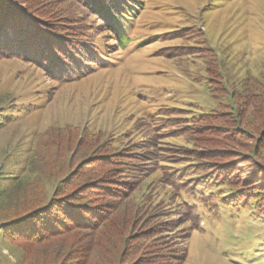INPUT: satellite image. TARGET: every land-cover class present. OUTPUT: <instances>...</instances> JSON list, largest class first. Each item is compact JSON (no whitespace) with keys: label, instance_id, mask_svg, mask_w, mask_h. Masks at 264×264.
Returning a JSON list of instances; mask_svg holds the SVG:
<instances>
[{"label":"rangeland","instance_id":"obj_1","mask_svg":"<svg viewBox=\"0 0 264 264\" xmlns=\"http://www.w3.org/2000/svg\"><path fill=\"white\" fill-rule=\"evenodd\" d=\"M32 1L40 16L54 21V16L47 14L48 0ZM134 2L130 4L137 5L135 11L127 17L130 30L126 28L124 33L128 42L123 46L104 31L95 15L85 13L70 0H55V6L52 3L56 11L64 6L76 7L77 15L84 12L80 21H86L94 35L97 62L84 64L82 67L90 70L72 82L53 79V63L43 67L22 56L0 58V112L9 115L0 122V230L17 214L53 197L62 182L65 187L60 194L88 186L100 189L118 179L130 182L114 165L94 163L96 156L119 150L158 148L165 156L167 162L160 172L153 170L152 164L145 176L135 173L131 197L119 202L120 209L127 205L156 218L150 226L125 228L124 238L128 236L124 247L112 260L106 256L102 260L100 249L85 245L98 232L75 231L39 245H24L0 231V264H65L74 260L71 254L75 250L86 252L89 258L84 264H264L261 216L236 200L229 201L234 206L225 205V189L213 190L204 181L201 190L190 186L191 190L185 191L189 186L186 181L168 185V174L181 167L173 165V149L183 145L193 151L199 146L181 137H169L176 126L175 119H170L172 110L223 112L221 104L234 97L225 93L212 97L209 93L203 80L210 77L205 69L212 67L209 64L214 58L227 71L230 86H238V91L248 90L252 84L254 89H264V0ZM184 46H192L189 55L178 52ZM212 78L218 87L219 81ZM250 113V109L245 110L244 123ZM212 124H221V132L231 130L226 124ZM244 127L246 131L258 128L255 124ZM163 128L170 133H164ZM254 143L246 144L251 147ZM236 152L240 153L239 149ZM260 156L264 160V151ZM242 164L241 170L249 164L254 167L251 162ZM247 176L241 175L240 181ZM71 181L74 183L66 186ZM190 191L198 197H187L185 193ZM160 236L163 240L154 239Z\"/></svg>","mask_w":264,"mask_h":264},{"label":"trees","instance_id":"obj_2","mask_svg":"<svg viewBox=\"0 0 264 264\" xmlns=\"http://www.w3.org/2000/svg\"><path fill=\"white\" fill-rule=\"evenodd\" d=\"M70 1L71 4L77 5L92 17L95 15L98 21H101V27L104 28V31L117 37L119 45L123 46L128 42L124 33L130 30L131 25L127 17H132V11H135L134 7L137 5L132 6L130 4L135 3V0ZM33 3L32 0L30 2H26V0H0V58L22 56L41 64L43 67H48L49 64L53 63L50 72L56 70L55 75H53V79L56 81L72 82V80L80 78L85 71L90 70L86 66H82L95 64L98 55L97 48L92 41L94 35L88 31L89 25L86 21H80L82 20L81 16L86 14L83 12V15L80 13L77 15L76 7L66 9L64 6H60L62 12L58 13L60 10L56 11L53 8L55 0H48L45 4L49 10L47 14L50 15V18L54 16V21H50L47 19L48 17L44 18L39 15V11H36L37 7H32ZM66 10L70 11L69 14L66 13ZM191 49L192 46H184V50L178 49V52L182 56H186L189 55ZM55 63L60 65H55ZM217 63H219L217 58H214V62L209 64L212 67L205 69L210 77L206 75L203 81H205L212 97H219L223 93L234 97L233 99L229 97V100H226L227 103L221 104L219 109H223V112L213 109L189 114L186 110H172L170 119H175L176 126L169 137L184 138L185 142L192 141L195 146L199 145L198 147L201 149L198 147L193 149V151L196 150V154L192 149L185 150L186 147L183 145H181L183 147L178 146V148L173 149L174 153L171 155L173 156V163H175L173 165H181V167L175 174H168V185L177 182L178 185H182V182L186 181L189 186H185V191L190 186L194 190H201L204 181L213 190L225 189L222 194L224 196L222 199H225L223 201H227L225 205L234 206L229 201L236 200L250 212L264 219V160L260 159L262 157L260 154L264 151V89L259 87L254 89L256 85L252 84L248 90L245 89L244 91V87L243 92L238 91V86H230L231 81L228 79L227 71L222 69L221 64ZM217 65L220 66L219 70H216ZM212 77L219 81L218 87L214 84ZM246 109H250L251 113L250 119H246L244 123L242 117ZM8 117V113L0 112V122L7 120ZM212 123L229 125L231 130L230 132L227 130L221 132L220 130L223 129L221 124L219 127L218 124ZM253 124L258 126L256 130L254 128L248 131L244 130V126L252 127ZM165 129L164 133H170ZM218 133H220L218 138L210 139V136ZM249 141H255L253 146H247L246 143ZM109 143L111 144V140ZM157 149L151 151L146 149L144 152L119 150L96 156L93 159L96 166H102L100 163L112 164L117 171L120 170L132 182L118 179L116 182L102 185L101 188L103 189H98V186H88L84 190L79 188L78 191L60 194V189L65 187L62 182L61 186L54 191L53 197L39 202L35 207L24 210L3 224L0 230L1 235L19 244L39 245L75 231H90L92 234L98 232V236H94L93 240H89L85 245L100 249L99 257L102 260L104 256H106L105 259L111 258L112 260L120 254V250L124 247L125 239L128 236L124 238L125 228L129 225L132 227L136 225L135 227L139 228L150 226L156 218L153 214L136 210L135 207L126 205L120 209L119 202L131 197L134 191L133 179L137 178L134 176L135 173L139 176H145V171L152 164L151 167H154L153 170L157 173L163 170V163L167 161ZM238 149L240 153L236 152ZM244 161L253 163L254 167L249 164L247 169L245 166V169L241 170ZM86 165L88 164L85 163L84 166ZM169 165L174 167L171 163ZM84 166H81L79 170ZM171 169L176 170L177 168ZM184 170H190V174H183ZM244 174L249 175L246 177L247 180L240 181V176ZM162 177L165 178L166 176L163 174ZM190 181H192L191 184ZM72 183L74 182L71 181L66 186ZM127 191L129 192L126 193ZM185 195L187 197L194 196L195 199L198 197V193L191 191L186 192ZM92 199L93 201H91ZM199 201L202 202V200ZM183 204H187V202ZM179 206L184 211V205L180 204ZM108 224L109 226L105 228ZM154 239L161 241L163 236ZM156 241L152 245V247L155 245L154 249L158 245ZM73 253L71 257L74 260L65 264H84L85 259L89 258L85 254L86 252L82 253L75 250ZM171 258L176 261L174 256ZM156 262L152 263L156 264ZM110 263L109 261L104 264ZM90 264H94L93 261Z\"/></svg>","mask_w":264,"mask_h":264}]
</instances>
